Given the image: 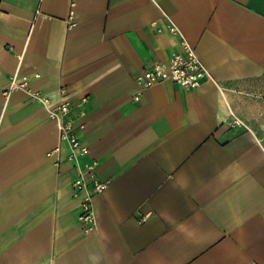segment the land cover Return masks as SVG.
<instances>
[{
	"label": "crops",
	"instance_id": "obj_1",
	"mask_svg": "<svg viewBox=\"0 0 264 264\" xmlns=\"http://www.w3.org/2000/svg\"><path fill=\"white\" fill-rule=\"evenodd\" d=\"M166 17L208 76L136 101L180 50ZM235 89L249 125L229 122ZM36 91L83 113L108 183L92 232ZM0 264H264V0H0Z\"/></svg>",
	"mask_w": 264,
	"mask_h": 264
},
{
	"label": "built area",
	"instance_id": "obj_2",
	"mask_svg": "<svg viewBox=\"0 0 264 264\" xmlns=\"http://www.w3.org/2000/svg\"><path fill=\"white\" fill-rule=\"evenodd\" d=\"M166 18L165 25L168 32L179 35L180 50L174 51L165 62L154 61L136 76L135 81L140 86L134 96L136 101L140 99L143 89L154 84L174 83L189 90L198 88L208 76L193 45L180 34L173 21ZM28 80L27 77L14 75L11 78L10 87L4 92V95L9 97L15 90L26 88ZM60 93H65V89L62 88ZM33 96L48 108L49 118L58 125L60 144L48 152V155H56L57 163H59L62 152L65 150L67 161L74 162L77 166V175L72 181V186L81 197L78 218L84 231L92 232L96 228V215L93 209L94 196L101 194L108 183L98 176V160L91 155L88 145L83 140L82 135L85 132L86 123L83 120L75 122V119L81 118L83 113L75 111L76 105L68 101L53 102L50 96L39 91L34 92ZM84 102L86 99L77 106L81 107ZM239 124L243 125V123ZM81 160H84V167H80Z\"/></svg>",
	"mask_w": 264,
	"mask_h": 264
},
{
	"label": "rangeland",
	"instance_id": "obj_3",
	"mask_svg": "<svg viewBox=\"0 0 264 264\" xmlns=\"http://www.w3.org/2000/svg\"><path fill=\"white\" fill-rule=\"evenodd\" d=\"M235 90L236 91L230 90L227 94V106L229 108V113H227V115L229 122L233 125H240L239 123H243V125H249L247 121L249 120V117L246 115V113L238 112L239 104L243 99V95L239 93V89Z\"/></svg>",
	"mask_w": 264,
	"mask_h": 264
}]
</instances>
